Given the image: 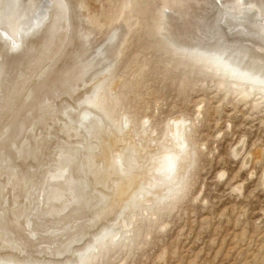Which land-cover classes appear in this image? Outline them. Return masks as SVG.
Returning a JSON list of instances; mask_svg holds the SVG:
<instances>
[{"label":"bare ground","instance_id":"obj_1","mask_svg":"<svg viewBox=\"0 0 264 264\" xmlns=\"http://www.w3.org/2000/svg\"><path fill=\"white\" fill-rule=\"evenodd\" d=\"M71 1L0 0V264H80L116 222L123 223L129 207L124 203L138 183L143 182L138 188L145 194L166 188L191 158L188 124L181 117L168 123L165 144L170 153L167 148L165 155L150 157L156 161L149 169L138 166L142 158L144 164L151 162L142 152L148 145L143 149L139 142L116 141V132V138L110 134V124L93 98L95 80L108 67L104 59L97 61L98 55L115 56L121 24L118 20L111 34L107 30L110 36L103 39L109 46L104 51L101 44L104 52L95 54V60L89 35L79 34L80 12ZM215 3L175 0L154 31L171 53L199 73L218 77L220 85L233 79L245 85L243 92L252 86L264 90V85L231 73L211 56L213 49H229L244 70L264 76V0H226L228 17L250 19L234 28L235 34L211 42L208 35L214 37V28L222 23ZM29 24L39 27L22 35V51L11 54ZM201 46L205 53L196 50ZM86 110L95 117L84 121ZM119 141L126 145L115 151Z\"/></svg>","mask_w":264,"mask_h":264},{"label":"rangeland","instance_id":"obj_2","mask_svg":"<svg viewBox=\"0 0 264 264\" xmlns=\"http://www.w3.org/2000/svg\"><path fill=\"white\" fill-rule=\"evenodd\" d=\"M174 1H71L82 20L79 34L89 35L91 58L101 44L108 48L105 34L121 24L115 56L95 58L108 65L95 80L93 100L110 134L143 149L148 145L143 155L157 159L167 148L170 153L168 123L184 118L191 157L164 189L142 191L135 199L144 187L138 183L124 200L129 207L123 223L108 221L115 228L80 264H264V90L252 86L243 92L245 85L233 79L220 85L218 77L171 53L154 28ZM119 142L115 151L126 145ZM141 160L139 168L155 163L147 161L148 167Z\"/></svg>","mask_w":264,"mask_h":264},{"label":"water","instance_id":"obj_3","mask_svg":"<svg viewBox=\"0 0 264 264\" xmlns=\"http://www.w3.org/2000/svg\"><path fill=\"white\" fill-rule=\"evenodd\" d=\"M242 1L246 2L247 0H242ZM225 2H226V0H216V3H215V7H216V17H217V20H219V18H220L219 15L222 14V19H221L222 20V23L220 25L217 24L221 29H217V25H216V29L214 28V31L213 32H214L215 39H214V37H213L212 34L211 35L210 34L208 35L209 36V41L211 40V42H213L214 40H218L219 37L223 40V38L225 39V37L226 38L229 37L228 34H235L236 31H235L234 28H236L238 26H242V25H243L242 27H244V25H247L248 24V19H250V18H245V17H236V18L232 19V18L228 17L224 13V10H223V7L225 6ZM250 10H251V8H250ZM252 11H253V9H252ZM253 13H254V11H253ZM251 15H249V16H251ZM246 17H248V16H246ZM23 27H24L23 28L24 31L21 32V35L18 38L19 39V42L16 43L12 47L11 54H12V52L16 53V52L22 51V43H24V41L23 42L21 41L22 35L25 36L24 35L25 33H28V32L30 33L32 31L36 30L39 26L38 27L36 26V28H34L35 27L34 24H29V25L23 26ZM108 45H106V46H108ZM231 46H234V45H231ZM196 50L198 51V53H201V54L202 53H205L204 52L205 51V46H201L200 48H198ZM213 51H214V53H213V55H211V56H213L212 58L214 60H216V61L221 62L222 64H224V66H226V68L228 69V71L230 70L231 73L238 74V75H240L241 77H243L245 79L246 78H249L254 83L257 82L255 84H258L259 83V85H261V84L264 85V76H262V75H260V74H258L256 72H251L249 70H244V68L241 65L242 64L241 61L236 58L238 60L237 61L235 59V56L234 55H231L229 53V49H216V50L213 49ZM92 109L95 110L94 108L91 107V110ZM94 113L95 112L87 111L86 110L82 114L81 118L84 121H88L91 117H95V116H93ZM143 190H144V188L139 189V191H137L135 197L139 196V194ZM165 195L166 194H163L162 197H165Z\"/></svg>","mask_w":264,"mask_h":264}]
</instances>
